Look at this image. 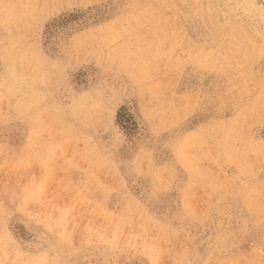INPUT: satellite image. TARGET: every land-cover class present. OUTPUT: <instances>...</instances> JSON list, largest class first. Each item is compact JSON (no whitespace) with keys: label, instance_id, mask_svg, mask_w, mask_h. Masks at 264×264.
<instances>
[{"label":"rangeland","instance_id":"obj_1","mask_svg":"<svg viewBox=\"0 0 264 264\" xmlns=\"http://www.w3.org/2000/svg\"><path fill=\"white\" fill-rule=\"evenodd\" d=\"M0 264H264V0H0Z\"/></svg>","mask_w":264,"mask_h":264},{"label":"bare ground","instance_id":"obj_2","mask_svg":"<svg viewBox=\"0 0 264 264\" xmlns=\"http://www.w3.org/2000/svg\"><path fill=\"white\" fill-rule=\"evenodd\" d=\"M238 37V36H237ZM240 39V38H239ZM238 43V42H237ZM238 44H240V43H238ZM235 45V44H234ZM236 48V47H235Z\"/></svg>","mask_w":264,"mask_h":264}]
</instances>
